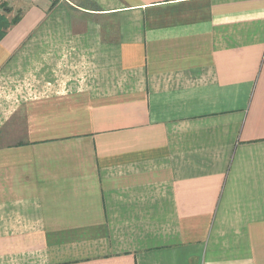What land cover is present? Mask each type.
I'll return each mask as SVG.
<instances>
[{
	"label": "crops",
	"instance_id": "1",
	"mask_svg": "<svg viewBox=\"0 0 264 264\" xmlns=\"http://www.w3.org/2000/svg\"><path fill=\"white\" fill-rule=\"evenodd\" d=\"M19 6L0 264H264V0Z\"/></svg>",
	"mask_w": 264,
	"mask_h": 264
},
{
	"label": "rangeland",
	"instance_id": "2",
	"mask_svg": "<svg viewBox=\"0 0 264 264\" xmlns=\"http://www.w3.org/2000/svg\"><path fill=\"white\" fill-rule=\"evenodd\" d=\"M21 0H0V16L4 17L10 25L15 18H20V14H23L21 6H19ZM3 5V6H1ZM10 8V12H5L4 8ZM0 25H4L3 23ZM14 25V24H13Z\"/></svg>",
	"mask_w": 264,
	"mask_h": 264
},
{
	"label": "trees",
	"instance_id": "3",
	"mask_svg": "<svg viewBox=\"0 0 264 264\" xmlns=\"http://www.w3.org/2000/svg\"><path fill=\"white\" fill-rule=\"evenodd\" d=\"M1 6H3V5H1ZM4 11L5 12H10L11 10H10V8L8 7V8H4ZM19 20V18L17 19V18H15L14 20H13V22L9 25L8 23L9 22H7L6 21V19L4 18V17H2V16H0V24H4V25H0V39L3 37V35L5 34V31L10 27V26H12L13 24H16L17 23V21Z\"/></svg>",
	"mask_w": 264,
	"mask_h": 264
}]
</instances>
